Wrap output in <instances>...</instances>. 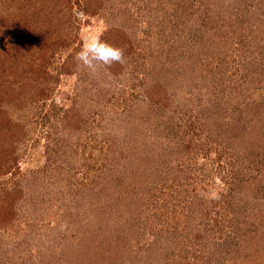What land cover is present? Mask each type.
I'll return each instance as SVG.
<instances>
[{"label": "rangeland", "instance_id": "1", "mask_svg": "<svg viewBox=\"0 0 264 264\" xmlns=\"http://www.w3.org/2000/svg\"><path fill=\"white\" fill-rule=\"evenodd\" d=\"M2 39L0 264H264V0H0Z\"/></svg>", "mask_w": 264, "mask_h": 264}, {"label": "clouds", "instance_id": "2", "mask_svg": "<svg viewBox=\"0 0 264 264\" xmlns=\"http://www.w3.org/2000/svg\"><path fill=\"white\" fill-rule=\"evenodd\" d=\"M75 59L83 68L93 71L98 66H111L113 63L125 62L123 50L102 40L99 36L84 37Z\"/></svg>", "mask_w": 264, "mask_h": 264}, {"label": "trees", "instance_id": "3", "mask_svg": "<svg viewBox=\"0 0 264 264\" xmlns=\"http://www.w3.org/2000/svg\"><path fill=\"white\" fill-rule=\"evenodd\" d=\"M3 43H5V44H3ZM0 45H1L0 46V51L1 50L4 51V50H6L8 44L6 45V40L2 39V40H0ZM143 105H144V108H147V106H149V108H151V110L153 109V110L159 111V110H161V106L163 104L160 102V100H154L153 97H150L149 94H148V95L145 96V100H144ZM141 119L142 120H147V122L150 123V117H148V114L143 115ZM217 243H218V246H224V244L221 243L220 241L217 242ZM176 248H177V246H176Z\"/></svg>", "mask_w": 264, "mask_h": 264}]
</instances>
